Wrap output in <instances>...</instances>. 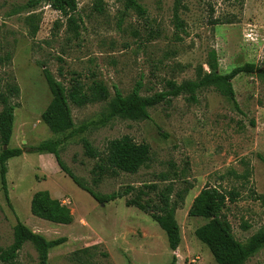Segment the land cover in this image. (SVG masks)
Instances as JSON below:
<instances>
[{
	"label": "rangeland",
	"instance_id": "374dc122",
	"mask_svg": "<svg viewBox=\"0 0 264 264\" xmlns=\"http://www.w3.org/2000/svg\"><path fill=\"white\" fill-rule=\"evenodd\" d=\"M31 1L0 0V82L19 88L9 147L25 152L6 163L8 200L0 185V252L12 244L19 221L46 240L66 239L48 252L47 264H171L173 257L175 264H217L194 236L208 220L187 216L205 187L237 194L222 211L235 240L244 244L264 230V200L256 199L264 195L259 159H264V81L255 75L232 80L236 107L208 88L196 93V102L183 94L148 109V120L115 118L99 125L106 103L70 105L75 126L89 127L64 143L60 158L94 192L108 195L151 184L189 189L175 211L181 237L175 252L154 221L125 206L133 194L100 205L60 172L52 156L28 153L56 138L40 119L52 99L40 65L65 88L72 78L85 85L102 82L109 100L114 87L126 96L139 85L140 95L150 97L165 91L168 81H193L198 68L208 72L211 50L220 73L246 63L264 68V0H184L179 25L173 0H136L143 15L126 9L125 0H75L76 30L47 3L29 7ZM123 136L148 145L150 161L136 174L119 173L94 184L96 160L85 156L80 139L102 154L109 141ZM39 191L59 198L73 223L55 225L33 217L30 201ZM16 262L39 264V252L25 243ZM244 264H264V248Z\"/></svg>",
	"mask_w": 264,
	"mask_h": 264
},
{
	"label": "trees",
	"instance_id": "16d2710c",
	"mask_svg": "<svg viewBox=\"0 0 264 264\" xmlns=\"http://www.w3.org/2000/svg\"><path fill=\"white\" fill-rule=\"evenodd\" d=\"M40 2L47 3L54 11L66 18L69 28L77 29V19L74 16L77 6L75 0H34L29 7ZM184 0H173L174 18L179 25L178 11L183 8ZM97 12L101 13L102 4H95ZM125 8L132 9L140 15L144 9L136 0H125ZM32 34L37 28L31 23ZM206 66L208 72L200 67L196 70L195 80L183 81L179 85L173 81L166 83V90L150 97L140 95V86L137 85L126 96L114 87V93L109 100V92L100 81H92L90 85L83 84L79 78H72L68 88L56 80L47 68L42 65V76L51 94V101L41 113L40 119L50 133L56 138L40 142L30 147V154L52 155L60 172L68 177L81 191L87 193L96 203L106 204L128 195L133 196L125 200L126 207H134L147 215L165 233L167 245L170 251L175 252L181 242L179 226L175 219V211L182 204L188 188L175 191L172 184L158 188L156 184L141 186L140 188L127 187L123 191L103 195L94 192L86 183L75 176L60 158V150L64 143L70 139L81 136L89 127L83 124L76 127L70 110V105L82 108L95 103H106L105 112L102 113L99 125H104L112 119L121 118L130 121L148 120V109L161 103L168 102L180 95H188V100L196 102L195 95L202 89L213 88L220 96L228 98L236 107L235 93L232 80L238 75H255L264 81V68H259L253 63H246L233 68L229 73L219 72L216 52L208 53ZM19 96V88L15 83L1 84L0 82V185L3 194L7 195V161L20 157L21 148H10L14 123V99ZM80 143L86 157L96 160L92 168L93 183L97 184L103 177H115L119 173L136 174L138 170L150 161V149L146 144H137L130 137L123 136L107 143L104 153L95 150L90 142L81 138ZM5 147V149H4ZM264 163V159L259 157ZM165 181L166 176H161ZM153 193V198L149 194ZM237 196L234 192L225 193L217 187H205L193 199L187 212L190 218H203L208 220L204 225L194 231L195 238L211 253L217 264H244L259 250L264 248V230L252 235L246 243L235 240L229 223L222 218V211L228 201ZM146 198V199H145ZM264 200V195L256 198ZM30 213L33 217L55 225H70L73 216L70 210L61 202L52 198L48 191H39L32 195L30 201ZM244 229L248 228L243 224ZM65 238L46 240L43 236L29 230L19 221L13 229L12 244L0 252V264H17L16 258L23 244H32L39 252V264H47L48 252L65 243ZM171 264H175L172 258Z\"/></svg>",
	"mask_w": 264,
	"mask_h": 264
},
{
	"label": "crops",
	"instance_id": "0c3cea01",
	"mask_svg": "<svg viewBox=\"0 0 264 264\" xmlns=\"http://www.w3.org/2000/svg\"><path fill=\"white\" fill-rule=\"evenodd\" d=\"M43 156H46V157H48V156H52V155H47V154H45V155H43ZM53 157V156H52ZM55 199H59V198H57V197H55Z\"/></svg>",
	"mask_w": 264,
	"mask_h": 264
},
{
	"label": "built area",
	"instance_id": "2783aa9c",
	"mask_svg": "<svg viewBox=\"0 0 264 264\" xmlns=\"http://www.w3.org/2000/svg\"><path fill=\"white\" fill-rule=\"evenodd\" d=\"M63 204H66V201H62Z\"/></svg>",
	"mask_w": 264,
	"mask_h": 264
},
{
	"label": "water",
	"instance_id": "95a60500",
	"mask_svg": "<svg viewBox=\"0 0 264 264\" xmlns=\"http://www.w3.org/2000/svg\"><path fill=\"white\" fill-rule=\"evenodd\" d=\"M4 149H5V147H4Z\"/></svg>",
	"mask_w": 264,
	"mask_h": 264
}]
</instances>
